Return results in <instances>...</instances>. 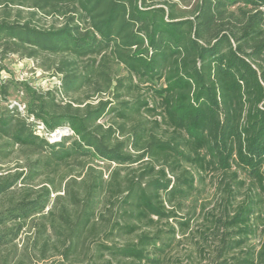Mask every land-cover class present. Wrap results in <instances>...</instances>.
<instances>
[{
    "label": "trees",
    "instance_id": "obj_1",
    "mask_svg": "<svg viewBox=\"0 0 264 264\" xmlns=\"http://www.w3.org/2000/svg\"><path fill=\"white\" fill-rule=\"evenodd\" d=\"M13 54L58 82L0 78V264H161L177 229L144 225L188 230L208 178L224 193L210 264L264 263V238L243 250L264 236V0H0V72Z\"/></svg>",
    "mask_w": 264,
    "mask_h": 264
},
{
    "label": "rangeland",
    "instance_id": "obj_2",
    "mask_svg": "<svg viewBox=\"0 0 264 264\" xmlns=\"http://www.w3.org/2000/svg\"><path fill=\"white\" fill-rule=\"evenodd\" d=\"M17 8H12L13 12ZM23 17L27 18L29 14V9L21 7ZM40 23L46 27L50 26L54 22L53 19L47 18L42 14L37 15ZM46 57H39L37 59H32L28 57H22L17 54L9 55L4 61L6 70L0 72L1 79H8L14 77L20 81L29 83L33 88L38 90L47 91L54 89L57 86L58 78L55 77L52 71L46 70L44 67V61ZM52 59L58 61L60 57H51ZM18 92H16L17 94ZM20 96L24 98L25 92L21 90ZM106 118L104 119V121ZM56 131L50 133L49 135L55 136ZM23 163V159L17 158V156H12L8 163L2 164L6 169L7 167H15L17 164ZM92 165L97 170H102L106 178L110 179L111 172L115 168V164H107L102 161H95ZM65 170H72L76 173L81 170L80 165L77 162H72L70 166L65 167ZM71 172V173H74ZM223 191L219 190L218 182L213 184L211 178H208L206 183H199L198 190L193 197L186 200L183 209L179 210V214L182 218L192 217L191 227L182 232L180 230V225L176 220L171 219L170 224L165 221H161L158 224L144 228L148 229H162L168 231L170 225H175L177 232L174 238H169L167 240L168 246L161 253L162 263L161 264H210L217 258L219 246V240L216 239L214 234L215 228L212 222V217L209 216L208 212L213 209L221 201V196ZM105 212V218L113 219L110 213ZM219 213V212H217ZM101 222V219H99ZM104 222V221H103ZM171 233L166 232V236H171ZM263 234L259 233L256 237L250 239L243 250H249L254 248L258 251L262 246ZM98 241V237H92L90 239V244H94ZM118 241V240H117ZM246 255L242 253V250L237 249L231 252L227 258L229 259V264H239L238 260L245 257ZM257 264H264L258 262Z\"/></svg>",
    "mask_w": 264,
    "mask_h": 264
},
{
    "label": "built area",
    "instance_id": "obj_3",
    "mask_svg": "<svg viewBox=\"0 0 264 264\" xmlns=\"http://www.w3.org/2000/svg\"><path fill=\"white\" fill-rule=\"evenodd\" d=\"M19 107H20V110L22 111V113L24 115L29 116L28 113H27V104L26 103H20ZM29 118L31 120H35L34 116H30ZM35 122H36V132H37V134H39L41 136H44V137H47L50 141L59 140V139H61V137L64 134L70 133V130L68 128H60V129L56 130V132H57L56 135L52 136V135H49V134L53 133V132H49L48 129L46 128L45 124L42 121L35 120Z\"/></svg>",
    "mask_w": 264,
    "mask_h": 264
}]
</instances>
